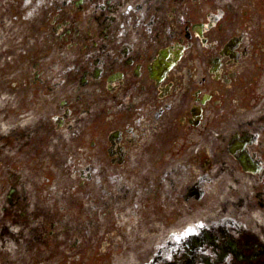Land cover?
Masks as SVG:
<instances>
[{"label":"flooded vegetation","instance_id":"flooded-vegetation-1","mask_svg":"<svg viewBox=\"0 0 264 264\" xmlns=\"http://www.w3.org/2000/svg\"><path fill=\"white\" fill-rule=\"evenodd\" d=\"M50 4L101 43L57 35L0 264H264V0Z\"/></svg>","mask_w":264,"mask_h":264},{"label":"rangeland","instance_id":"rangeland-1","mask_svg":"<svg viewBox=\"0 0 264 264\" xmlns=\"http://www.w3.org/2000/svg\"><path fill=\"white\" fill-rule=\"evenodd\" d=\"M2 14L7 15L1 17ZM54 14L53 11L36 9L29 18L23 19L25 17L23 8L13 7L12 11L7 10L5 13L0 11V23L1 20L5 21L4 24H0L1 195H4L8 189L6 167H13L14 172L25 175L13 165L16 151L12 148L14 146H7L10 133L12 131L16 134L21 133L22 120L25 117L23 112L30 109L27 107L30 102L34 101L38 104L35 108V110L40 108L38 117L44 116L54 102V98L49 94H52V91L43 93L39 79L36 77L37 73L50 74L60 68L59 65L53 68V62L59 63V56L57 59V54L43 50L46 44L53 43L54 32L49 20ZM31 48L34 50L29 51ZM44 53L47 54L46 57H43ZM12 136L17 139L14 133ZM17 141L20 143V140ZM2 205L0 198V211Z\"/></svg>","mask_w":264,"mask_h":264}]
</instances>
